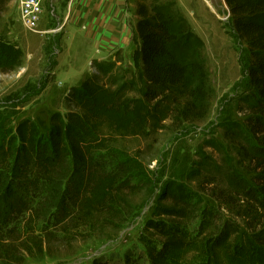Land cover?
<instances>
[{"label": "trees", "instance_id": "16d2710c", "mask_svg": "<svg viewBox=\"0 0 264 264\" xmlns=\"http://www.w3.org/2000/svg\"><path fill=\"white\" fill-rule=\"evenodd\" d=\"M14 1L0 0V76L24 67L23 53L4 39ZM127 3L139 42L140 90L104 82L111 64L95 60L99 76L69 91L67 115L48 109L40 121L28 113L15 135L0 127L2 264L117 234L141 205L133 199L147 191L138 184L146 173L143 154L132 158L125 142L155 148L164 133L205 124L212 115L211 75L202 50L189 49L193 37L175 1ZM225 3L251 62L243 121L229 123L222 146L214 147L224 162L208 157L210 163H193L182 179L168 181L138 237L142 249L133 245L92 264H141L142 256L149 264H264V0ZM42 223L63 235L53 237Z\"/></svg>", "mask_w": 264, "mask_h": 264}, {"label": "rangeland", "instance_id": "374dc122", "mask_svg": "<svg viewBox=\"0 0 264 264\" xmlns=\"http://www.w3.org/2000/svg\"><path fill=\"white\" fill-rule=\"evenodd\" d=\"M174 1L193 37V40H189V49L202 50L211 75L215 100L210 119L205 124L190 125L178 134L164 133L155 148L151 146L150 141L127 140L125 144L128 146L129 155L140 160L137 153L142 152L143 161H146L145 178L138 184L147 191L133 199L137 206L141 205L130 214L121 230L101 240L79 242L69 247L56 246L48 255L27 257L24 264H92L99 256L123 254L133 245L142 249L137 240L153 202L160 195L163 186L168 181L182 179L193 163H210L208 157L213 158L217 164L224 162L223 156H220L215 148L222 146V132L229 123L241 124L243 121L239 110L244 106L241 102L245 103L247 99L246 86L251 62L248 49L232 29L231 16L225 0ZM208 2H212L217 9L216 13ZM64 4L65 1L61 4L57 0H44L46 25H43L44 29L39 25V33L24 28L20 21L17 0L10 7L4 39L17 47L25 58L23 69L12 75L0 76V119H4V122H0V127L4 123L7 129H13V135L16 133L17 124L25 119L23 116L28 113L32 115L33 112L40 121L46 119L48 109L67 115L70 110L67 102L69 91L80 86L86 77L98 75L94 71L93 62L89 73L78 82L71 76L66 77L68 73L65 71L61 72L60 76L56 73L57 56L63 45L57 14L60 16ZM128 11L130 18L135 22L132 7L129 6ZM47 27L53 30L50 33L45 32ZM138 50L139 42L135 36L127 52H118L105 60H96L111 64L108 75L102 74L100 78L104 82L110 81L111 84L117 85L122 81L133 83V87L140 90L143 79ZM84 68L85 71L88 70L87 66ZM135 93L131 91L130 95ZM153 158L155 160L150 162ZM67 198L71 201V196ZM44 221L46 223V220ZM45 223H42V227L47 228L53 237L59 239L63 235L59 227L43 225ZM40 231L37 232L38 235ZM42 235L45 236V232L41 231L40 236ZM141 264H149L148 259L142 256Z\"/></svg>", "mask_w": 264, "mask_h": 264}, {"label": "crops", "instance_id": "0c3cea01", "mask_svg": "<svg viewBox=\"0 0 264 264\" xmlns=\"http://www.w3.org/2000/svg\"><path fill=\"white\" fill-rule=\"evenodd\" d=\"M65 1L58 24L61 25V52H58L56 73L67 72L80 81L95 60H105L130 48L135 37V22L129 15L126 0H57ZM19 4L20 11V2ZM53 11H55L53 9ZM46 15L40 26L44 29ZM44 25V26H43ZM50 25V24H49ZM48 25V27H49ZM49 32L53 29H48ZM84 66L88 67L85 71ZM74 75L75 77H73ZM78 85V84H75Z\"/></svg>", "mask_w": 264, "mask_h": 264}, {"label": "built area", "instance_id": "2783aa9c", "mask_svg": "<svg viewBox=\"0 0 264 264\" xmlns=\"http://www.w3.org/2000/svg\"><path fill=\"white\" fill-rule=\"evenodd\" d=\"M43 14L44 0H21L20 21L26 30L39 33V24Z\"/></svg>", "mask_w": 264, "mask_h": 264}, {"label": "bare ground", "instance_id": "6f19581e", "mask_svg": "<svg viewBox=\"0 0 264 264\" xmlns=\"http://www.w3.org/2000/svg\"><path fill=\"white\" fill-rule=\"evenodd\" d=\"M209 6L211 7V9L213 10V12L216 13V8L213 6L212 2H208Z\"/></svg>", "mask_w": 264, "mask_h": 264}]
</instances>
